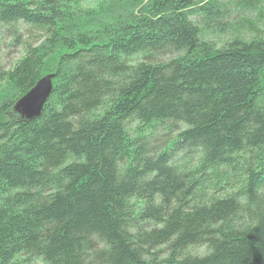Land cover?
Wrapping results in <instances>:
<instances>
[{
	"label": "trees",
	"instance_id": "1",
	"mask_svg": "<svg viewBox=\"0 0 264 264\" xmlns=\"http://www.w3.org/2000/svg\"><path fill=\"white\" fill-rule=\"evenodd\" d=\"M222 8L0 0V264H264V31L216 49Z\"/></svg>",
	"mask_w": 264,
	"mask_h": 264
},
{
	"label": "rangeland",
	"instance_id": "2",
	"mask_svg": "<svg viewBox=\"0 0 264 264\" xmlns=\"http://www.w3.org/2000/svg\"><path fill=\"white\" fill-rule=\"evenodd\" d=\"M222 5L223 8L219 16L211 20L213 22L209 24L210 28L203 32L205 39L216 49L224 46L226 42L236 36L254 34L255 32L252 31L248 22H251L259 32L264 31V2H261V0H222ZM200 18H195L194 21L204 27V23ZM4 42L5 39L0 40V62L8 69L10 65H13L22 57V51L19 48H6ZM0 97H2V92H0ZM136 125L135 121L128 122V130H133ZM163 132H165L164 129H159L156 135L162 137ZM195 252L200 253L201 250ZM29 264L42 263L34 261Z\"/></svg>",
	"mask_w": 264,
	"mask_h": 264
},
{
	"label": "water",
	"instance_id": "3",
	"mask_svg": "<svg viewBox=\"0 0 264 264\" xmlns=\"http://www.w3.org/2000/svg\"><path fill=\"white\" fill-rule=\"evenodd\" d=\"M53 79L54 75L41 78L28 93L15 103L11 110L12 116L22 122H30L39 118L51 95Z\"/></svg>",
	"mask_w": 264,
	"mask_h": 264
}]
</instances>
